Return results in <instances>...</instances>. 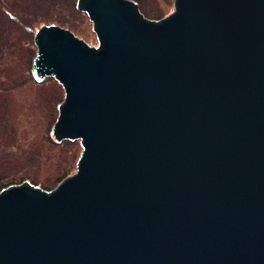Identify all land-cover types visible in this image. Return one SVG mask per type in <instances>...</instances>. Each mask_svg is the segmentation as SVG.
<instances>
[{
    "label": "water",
    "instance_id": "95a60500",
    "mask_svg": "<svg viewBox=\"0 0 264 264\" xmlns=\"http://www.w3.org/2000/svg\"><path fill=\"white\" fill-rule=\"evenodd\" d=\"M97 38L35 33L64 90L51 190H0V264H264V0H78Z\"/></svg>",
    "mask_w": 264,
    "mask_h": 264
},
{
    "label": "trees",
    "instance_id": "16d2710c",
    "mask_svg": "<svg viewBox=\"0 0 264 264\" xmlns=\"http://www.w3.org/2000/svg\"><path fill=\"white\" fill-rule=\"evenodd\" d=\"M62 1L68 3L70 14L67 16L56 9L60 6ZM77 1L78 0H0V190L8 185L21 183L26 180L44 189L51 190L65 177L70 175L67 173L60 176L54 186L47 187L37 179L30 177L27 173L21 174L20 172H15L18 165L14 164V162L17 160L19 161L20 157L17 156L15 152L21 149L22 152H24L22 154L23 157L25 156V149L22 148L21 142L18 139L17 130L11 122L7 96L10 92L19 87V81L14 73V67L18 64L17 61L20 57L22 58V48L28 41L31 42L29 46H27V50L29 51L27 56L28 79L31 81L35 80L31 71L37 53L34 37L35 33L42 25H60L70 29L89 44H93L92 40L81 30L80 22H77L81 18L79 14L88 19L85 13H81L77 10ZM135 1L138 2L141 11L148 18L158 19L168 14L154 16L143 7L142 0ZM173 7L174 0H172L171 4V8ZM73 15L77 17V20L71 23L68 19ZM90 25L93 27L92 23H90ZM46 80L52 81L57 86L58 100L54 104L56 114L49 128V136H47L50 143L56 144L57 142H55L51 136V128L58 117V106L64 99V90L55 78L48 77ZM63 143H75V141H66ZM77 145L79 146V152L74 159V169H76V164L82 151L79 141H77Z\"/></svg>",
    "mask_w": 264,
    "mask_h": 264
},
{
    "label": "rangeland",
    "instance_id": "374dc122",
    "mask_svg": "<svg viewBox=\"0 0 264 264\" xmlns=\"http://www.w3.org/2000/svg\"><path fill=\"white\" fill-rule=\"evenodd\" d=\"M171 4L172 0H142L143 7L154 16L171 13L173 11ZM67 7L68 3L62 1L56 9L67 16L70 14V9ZM79 15L81 18L77 22H80L81 30L92 40L91 45H96L97 38L95 39L96 35L90 25L89 17L87 16V19ZM76 20L75 15L68 19L71 23ZM30 43L28 41L24 44L21 51L22 58L20 57L17 61L18 66L15 63L14 73L19 81V87L7 96L11 122L17 130L22 148L25 149L23 157L24 152L21 149L15 152L17 156H20L19 161L14 162L18 165L15 172L27 173L47 187H52L60 176L75 172L74 159L79 152V146L77 141L64 144L63 142L69 141L65 140L52 144L47 139L51 122L56 114L54 104L58 100L57 86L48 80L37 82L28 79L27 46Z\"/></svg>",
    "mask_w": 264,
    "mask_h": 264
}]
</instances>
